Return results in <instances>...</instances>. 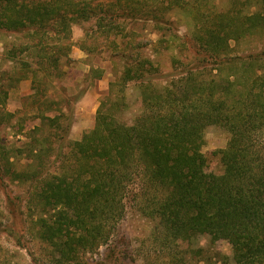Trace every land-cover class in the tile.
Returning <instances> with one entry per match:
<instances>
[{
  "label": "trees",
  "instance_id": "16d2710c",
  "mask_svg": "<svg viewBox=\"0 0 264 264\" xmlns=\"http://www.w3.org/2000/svg\"><path fill=\"white\" fill-rule=\"evenodd\" d=\"M93 1L0 0V30L38 36L45 61L38 65L49 75L46 66L55 60L45 48L46 32L55 33L54 24L65 42L70 23L92 20L96 29L90 39L136 40L126 26L147 17L159 33L158 44L170 54L171 71L157 87L147 77L152 61L125 66L109 84L94 127L80 140L68 139L72 115L44 118L56 132L30 142L37 167L29 175L13 173L32 185L41 183L31 196L37 237L52 246L57 263L76 262L107 239L110 225L123 215L128 187L138 181L135 197L142 215L155 224L152 240L162 260H213L220 254L205 255L197 245L206 236L210 247L220 240L230 245L231 257H224L229 264H264V52L230 54L231 41L264 38V0H228L230 8L207 12L199 7L190 12L184 0H110L104 6ZM174 8L197 18L189 33L179 35V23L165 16ZM170 47L178 52L170 53ZM32 76L35 83V70ZM129 83L139 91V110L126 124L115 113L122 110ZM6 98L0 85V107ZM7 117L12 114L0 112V123ZM208 126L229 134L226 146L213 152L221 167L217 175L205 170ZM51 158L59 166L45 179L40 168Z\"/></svg>",
  "mask_w": 264,
  "mask_h": 264
},
{
  "label": "rangeland",
  "instance_id": "374dc122",
  "mask_svg": "<svg viewBox=\"0 0 264 264\" xmlns=\"http://www.w3.org/2000/svg\"><path fill=\"white\" fill-rule=\"evenodd\" d=\"M109 1L94 0L92 3L104 6ZM184 2H187L186 7L190 12L194 7L206 12L230 8L228 0ZM255 8L256 5H253L251 11ZM165 16L179 23L175 31L181 36L189 33L197 20L177 8ZM146 18L131 27L126 26L131 28L133 32L130 31V34L136 40L124 36L114 39L110 36L103 40L97 35L96 39H90L88 35L96 29L92 20L70 23L71 36L65 42L57 34L58 27L54 24L55 33L46 32L48 46L45 48L52 51L50 55L55 60L46 66L49 67V75L43 73L38 65V62H45L42 47L37 44L38 36L0 30V85L7 90V98L0 112L12 114V117L0 123V264H59L52 255V246L37 237V226L34 225L38 212L32 206L31 196L34 186L39 188L41 183L32 185L23 177L15 178L13 173L29 175L37 167L31 163L30 142L41 140L43 136L52 138L56 132L44 118H52L62 112L66 116L72 115L73 122L68 133L71 141L80 140L84 133L90 131L94 127L96 111L108 94L109 84L116 80L125 66H132L131 63L138 60L152 61L154 67L150 69L151 75L146 73L147 77L154 86L160 87L165 83V77L171 71L168 64L170 54L164 48L165 44H158L159 33L153 20ZM124 42H128L125 48ZM137 44L142 48L135 49ZM263 44L264 38L258 35L248 36L239 43L231 41L233 52L230 54L244 57L264 52ZM176 50L171 48L169 52L177 53ZM118 52L124 53L125 57L116 55ZM157 63L159 70L156 69ZM25 64L30 66L27 71ZM34 70L37 72L35 83L32 82ZM125 96L122 110L115 113V117L130 124L139 110V91L129 83ZM38 100L40 105L37 104ZM228 139L229 134L218 126L205 129L202 152L207 160V173H221L218 157L213 152L223 149ZM51 160L40 168L45 179L56 173L59 166V163ZM138 189V181L128 187L123 199V215L110 225L107 239L85 250L76 262L68 264H173L174 261L162 260L160 250L154 245L155 224L140 211V201L135 197ZM50 214L53 213L50 211L44 216L51 218ZM197 245L204 248L205 255H215L216 252L220 255L213 256L214 259L208 262L190 260L188 264H229L226 260L231 257V247L226 241H217L214 247H210L208 238L201 236Z\"/></svg>",
  "mask_w": 264,
  "mask_h": 264
}]
</instances>
